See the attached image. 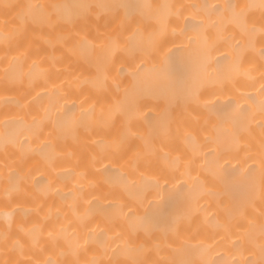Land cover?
Listing matches in <instances>:
<instances>
[{"label": "bare ground", "instance_id": "bare-ground-1", "mask_svg": "<svg viewBox=\"0 0 264 264\" xmlns=\"http://www.w3.org/2000/svg\"><path fill=\"white\" fill-rule=\"evenodd\" d=\"M0 264H264V0H0Z\"/></svg>", "mask_w": 264, "mask_h": 264}]
</instances>
